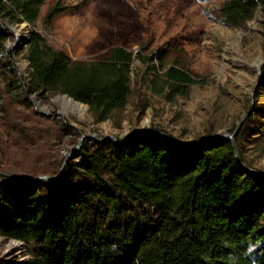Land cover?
Wrapping results in <instances>:
<instances>
[{
	"label": "trees",
	"instance_id": "1",
	"mask_svg": "<svg viewBox=\"0 0 264 264\" xmlns=\"http://www.w3.org/2000/svg\"><path fill=\"white\" fill-rule=\"evenodd\" d=\"M44 3L0 2V172L27 180L62 172L53 182L0 177V238L22 243L28 255L0 264H264V172L244 156V124L233 136L238 158L228 140L186 145L151 130L131 136L126 149L109 138L84 139L63 167L58 145L75 130L38 115L29 95H66L103 123L128 104L135 57L114 47L97 61L72 62L33 29L19 91L2 23L35 27ZM61 11L53 6L44 22ZM256 13L264 19V0H227L220 9L233 28ZM137 58L150 93L168 103L202 84L187 69L160 71L153 55Z\"/></svg>",
	"mask_w": 264,
	"mask_h": 264
},
{
	"label": "rangeland",
	"instance_id": "2",
	"mask_svg": "<svg viewBox=\"0 0 264 264\" xmlns=\"http://www.w3.org/2000/svg\"><path fill=\"white\" fill-rule=\"evenodd\" d=\"M226 1L45 0L35 27L2 23L9 36L5 59L20 76V91L29 72L25 46L20 44L33 29L72 62L97 61L114 47L133 53L132 94L114 119L95 123L88 108L79 117L65 110L63 101L55 102L57 95H29L38 115L75 130L74 137L58 145L65 157L74 150L72 141L77 138L79 144L82 136L94 141L111 136L121 142L134 132L155 130L190 143L213 135L233 138L244 124V156L252 168L264 172V19L256 13L244 26L230 27L220 15ZM53 6L62 11L45 23ZM139 55H153L160 71L170 66L187 69L202 84L192 86L187 97L168 103L148 90L144 80L148 73ZM0 259L25 263L28 255L22 243L0 238Z\"/></svg>",
	"mask_w": 264,
	"mask_h": 264
},
{
	"label": "water",
	"instance_id": "3",
	"mask_svg": "<svg viewBox=\"0 0 264 264\" xmlns=\"http://www.w3.org/2000/svg\"><path fill=\"white\" fill-rule=\"evenodd\" d=\"M28 40H29V37L24 38L22 40V43L20 44V46H26L27 43H28ZM63 100H67V101H70V102H72L74 104H78V105L85 106L86 108H88L86 105L78 103V102L74 101L73 99H71L70 97H68L66 95H57L55 97V99H54L55 102H59V101H63ZM142 131L150 132L151 130H142ZM142 131H138V132L132 133L130 136H128L127 138H125L121 142H119L118 140H116L115 138H113L111 136H108V137H105V138H109V139L113 140L114 143L116 145H118L119 148L126 149L125 147L127 145L128 138L131 137L132 135H135V134H137L139 132H142ZM156 133L159 134L160 136H162L164 139H166V140H168V141H170L172 143H179L178 141H176V140L172 139L171 137L167 136L166 134H163V133H160V132H156ZM85 138H86V136H82L80 141H79L78 146L68 156H66V158H65V160L63 162V167L66 165L68 160L71 159L72 156L79 150V148H80V146L82 144V141ZM221 140H228V141H230L232 143L233 149L235 151L236 158H238L236 147H235L234 142H233V138L231 136H228V135H213V136L205 137V138H203L201 140H198V141L186 143V145H194V144L203 143V142H206V141H221ZM61 172H62V169L60 170L59 174L56 177H39V178H36V179H33V180L19 179V178L10 176V175H8L6 173H3V172H0V177L9 178V179H17V180L23 181L25 183H28L30 181H37V180L46 181V182H53V181H55L58 178V176L61 174Z\"/></svg>",
	"mask_w": 264,
	"mask_h": 264
},
{
	"label": "bare ground",
	"instance_id": "4",
	"mask_svg": "<svg viewBox=\"0 0 264 264\" xmlns=\"http://www.w3.org/2000/svg\"><path fill=\"white\" fill-rule=\"evenodd\" d=\"M63 107L65 108V110L70 111L76 115H78L79 117H84L85 113H86V107L85 106H81L78 104H74L70 101L67 100H63Z\"/></svg>",
	"mask_w": 264,
	"mask_h": 264
}]
</instances>
